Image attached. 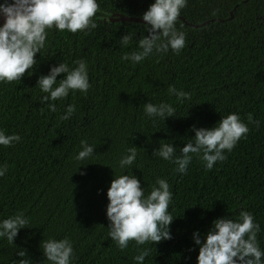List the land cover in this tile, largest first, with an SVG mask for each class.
<instances>
[{
	"label": "trees",
	"instance_id": "trees-1",
	"mask_svg": "<svg viewBox=\"0 0 264 264\" xmlns=\"http://www.w3.org/2000/svg\"><path fill=\"white\" fill-rule=\"evenodd\" d=\"M151 2L99 0L96 28L50 30L46 47L36 54V71L21 81L0 83V128L22 137L11 147L0 146V164L8 166L0 177V218L25 212L30 228L19 230L14 244L36 261L42 258L39 241L53 235L73 241L75 264H135L134 243L120 250L106 228V190L112 175L122 171L140 178L146 192L157 176L164 177L173 192L172 238L154 246L149 242L143 264H196L192 232H205L225 214L236 218L241 208L260 223L257 238L264 248V0H188L176 22L186 33L178 54L170 49L136 65L121 61L147 35L144 25L109 21L102 12L141 17ZM126 32L133 40L123 46L120 37ZM81 57L88 63L91 87L87 94L70 92L54 102L60 113L65 105H76L72 117L60 121L40 103L36 78L52 64L71 65ZM169 85L191 92V99L177 103ZM146 100L172 103L175 116L152 123L143 114ZM229 112L245 123L251 116L260 125L249 124L247 136L212 169L194 156L181 174L172 162L152 154L161 142H173L179 154L194 135L192 125L210 127ZM81 140L95 152L77 162ZM134 145L136 161L121 170V153ZM14 250L0 239V264L19 259Z\"/></svg>",
	"mask_w": 264,
	"mask_h": 264
},
{
	"label": "clouds",
	"instance_id": "clouds-1",
	"mask_svg": "<svg viewBox=\"0 0 264 264\" xmlns=\"http://www.w3.org/2000/svg\"><path fill=\"white\" fill-rule=\"evenodd\" d=\"M187 3L188 0H152L140 14L147 35L139 37L136 48L125 51L120 60L136 65L170 49L178 54L185 46L186 33L176 27V22ZM99 7V0H0L3 21L0 23V83L21 81L25 74L32 75L36 71L39 66L36 54L46 47L50 30L85 33L96 28L94 17ZM133 35L131 32L122 35L121 45H128ZM35 86L42 93L40 103L49 112H57L55 101L65 99L70 92L87 94L91 87L88 63L81 57L73 60L71 65L65 61L52 64L46 74L37 75ZM168 93L176 98L177 103L190 100L192 95L173 85H169ZM75 111L76 105L69 103L62 113L57 112V117L60 121L69 120ZM175 112L169 102L146 100L143 103V114L152 123L174 117ZM249 124L259 127L260 121L249 116L248 123H245L237 113L229 112L221 115L210 127L192 125L190 130L194 135L179 147V154L173 142L159 143L152 154L172 162L176 172L181 174L186 173L194 156L202 161L205 169H212L215 162L225 160L226 153L247 136ZM21 139L18 132L9 133L0 128V146L11 147ZM137 148L130 146L121 153L118 160L121 170L134 164ZM94 149V145L81 140L74 160L79 162L89 158ZM7 171V164H0V177ZM106 197L107 235L120 250L128 248L130 242L134 243L132 259L135 264H143L149 255V242L154 246L162 239L172 238L170 224L174 218L169 205L173 192L166 178L157 176L150 191L146 192L140 178L133 172L122 171L112 175ZM29 224L30 218L23 210L0 218V239L15 245L14 253L19 257L13 259L12 264H75L73 241L68 236L42 238L38 245L42 256L39 261L30 257L26 248L14 244L19 230L30 228ZM260 231V223L253 212L244 208L236 218L225 214L213 219L205 232L196 229L191 234V240L198 248L196 264H264V248L257 238Z\"/></svg>",
	"mask_w": 264,
	"mask_h": 264
},
{
	"label": "water",
	"instance_id": "water-1",
	"mask_svg": "<svg viewBox=\"0 0 264 264\" xmlns=\"http://www.w3.org/2000/svg\"><path fill=\"white\" fill-rule=\"evenodd\" d=\"M101 11L98 10L97 13H100ZM103 15H105L107 17V20L109 21H114V22H118V21H123V22H135V23H141L144 24V21L142 20L141 17H132V16H126L123 14H119V13H106V12H102ZM2 18H0V23H2Z\"/></svg>",
	"mask_w": 264,
	"mask_h": 264
}]
</instances>
